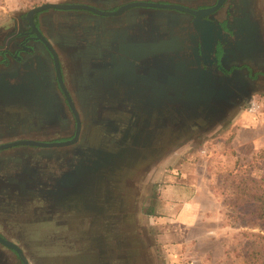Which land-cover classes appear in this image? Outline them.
Returning <instances> with one entry per match:
<instances>
[{
	"label": "flooded vegetation",
	"instance_id": "1",
	"mask_svg": "<svg viewBox=\"0 0 264 264\" xmlns=\"http://www.w3.org/2000/svg\"><path fill=\"white\" fill-rule=\"evenodd\" d=\"M131 2L181 6L189 11L136 6L114 16L85 9L37 13L33 23L52 45L59 69L53 53L26 19L27 13L0 26V146L18 140L73 138L77 122L63 87L81 120L79 140L72 146L17 145L0 150V238L18 246L28 264H83L81 241L85 239L87 247L97 244L99 229L91 212L56 206L65 195L69 174L98 168L107 185L110 167L100 164L108 158L114 161L110 166L120 162L123 168L108 187L120 181L136 185L137 206L143 212L154 165L141 168L172 147L167 143L171 133L189 134L187 143L208 133L207 122L181 120L163 106L148 116L142 104L146 98L138 92L147 75L159 77L165 67L198 58L199 64L192 69L242 77L246 85L230 101V111L221 122L264 91V50L255 58L227 67L221 64L239 35L241 19L258 21L264 36L259 0H73L64 4L115 12ZM211 37L216 39L213 47L207 40ZM125 154L126 160H121ZM98 197L89 193L86 202L96 204ZM66 232L75 236L71 244L62 239ZM36 247L34 253L42 259L32 254ZM91 254L99 257L96 249ZM0 264L24 262L0 240Z\"/></svg>",
	"mask_w": 264,
	"mask_h": 264
},
{
	"label": "water",
	"instance_id": "2",
	"mask_svg": "<svg viewBox=\"0 0 264 264\" xmlns=\"http://www.w3.org/2000/svg\"><path fill=\"white\" fill-rule=\"evenodd\" d=\"M136 6H148L167 9L176 8L183 11H189V9L181 6L164 5L158 3L153 4L146 2H131L120 7L115 12L101 11L95 7L84 4L47 3L42 6L31 8L27 12L26 19L30 22V25H32L35 33L40 38V40H42L49 48V50L53 53L56 66L59 69L57 56L53 50L52 45L39 32V30L33 23V17L35 14L49 9H85L99 15L114 16L120 15L126 10ZM208 11L210 10H206L204 13H207ZM208 31L210 32L211 29H209ZM237 33L239 35H237V38L232 42L229 49L225 51V54L221 59V64L224 67H227L229 64H232L236 61H241L245 58H255V56L259 52L264 50V36L261 32V25L258 21H255L251 18L241 19L237 24ZM207 40H209L210 42V47H213L216 39L211 37ZM196 54L198 55V46L196 48ZM163 73H165V70ZM193 73V79L185 81V87L178 88L177 92H180L181 95L179 96V101H177V103H173L170 101L162 103V101L159 102L156 99H153L154 97L152 98V96H155L158 92L160 93V96L163 95L162 98L165 97L164 99H167L166 97H168L169 92L173 91V89L170 88L171 86H165L163 84V86L157 90L155 86H147L148 84L146 83L147 85L142 88L140 87L141 92L140 89L138 92L142 94L143 97L145 96L144 94H146L147 92L149 93V96L142 103L146 114L150 116L151 113L154 112L153 109L158 106H163L169 114L170 110L175 111L174 117L180 118L181 120H183V118H190L195 120L201 119L202 121L207 122V131L217 126V124L221 120H223L226 113L228 112L230 108V101L234 100V98L237 96V92L243 90L246 82L242 77L224 76L220 74V72L203 71L198 68ZM164 76L165 77L163 78L168 81V75L164 74ZM58 77L60 83L62 84L60 74ZM148 78H152V76L148 75ZM187 85H189L190 87H187ZM63 89L68 97V102L72 108L77 122L76 131L73 138L63 142L18 140L1 145L0 150L17 145L61 148L76 144L81 133V120L70 96L68 95L64 87ZM25 95V99H27L29 94L26 93ZM10 96H12V94ZM186 127L189 128L188 125H186ZM188 136L189 134L187 133H171L167 143L172 147L177 146L182 142H185L188 139ZM164 152L167 153L168 151ZM125 156L126 154L120 159L126 160ZM131 159L132 158H130V160ZM111 162L114 161L108 158L107 160H105V163L100 164L101 168H105L108 166L110 167L111 177L109 178V182L107 183V185H105V181L103 182V177L98 174L99 169L90 168L89 170L86 169L80 174L76 172H72L71 174H69L67 183L65 184L66 188L63 191L67 193V195L72 194V198L77 199L79 198L80 193L92 190L99 195V202L96 204L87 203L86 200H84L86 198L85 196L83 199L85 202L83 208L86 211L91 212L95 216L94 225L99 226L100 229L98 234L99 237L97 238V244H94L97 250V255H99V257L101 256L105 259L107 257H111L117 264H153L148 245L143 240L138 230L132 184H129L127 181H120L116 185V187H108L111 182H115L112 181L113 178L116 177L118 175V172L123 168L120 162H115L113 166H110ZM77 199L73 200L75 201ZM0 240L3 241L6 246L14 249L20 256L24 264H28L26 257L18 246L11 242L4 241L1 238ZM94 241L96 243V238L94 239Z\"/></svg>",
	"mask_w": 264,
	"mask_h": 264
},
{
	"label": "rangeland",
	"instance_id": "3",
	"mask_svg": "<svg viewBox=\"0 0 264 264\" xmlns=\"http://www.w3.org/2000/svg\"><path fill=\"white\" fill-rule=\"evenodd\" d=\"M68 1L73 0H0V26L31 8ZM259 9L264 29V0H259ZM252 102L257 104L253 113L249 112ZM221 121L188 142L195 145L190 157L196 154L195 149L204 147L210 152L204 162L209 164L206 174L215 195L212 212L218 220L208 226L219 241L212 244L207 264H264V91ZM165 151H169L168 157L174 154ZM146 225L149 242L153 243L159 233L151 224ZM62 236L65 244L75 239L67 232ZM38 248L31 252L42 259L34 253ZM157 252L161 256L165 253L159 243Z\"/></svg>",
	"mask_w": 264,
	"mask_h": 264
},
{
	"label": "crops",
	"instance_id": "4",
	"mask_svg": "<svg viewBox=\"0 0 264 264\" xmlns=\"http://www.w3.org/2000/svg\"><path fill=\"white\" fill-rule=\"evenodd\" d=\"M195 56L198 57L196 53ZM198 63L197 58L195 62L178 63V67H165L159 71V77L153 75L154 78H148L147 75L145 81L148 85L145 83L142 87L145 85L155 86L158 90L163 84L171 86L173 91L169 92L168 97H166L169 98L168 100L164 99L165 97L162 98L163 95L160 96L158 92L152 98L154 97L153 99L162 101V103L169 101L177 103L181 95L180 92H177L178 88L185 87L184 82L193 79V72L197 70V67L192 69L191 66H197ZM164 70L165 73H163ZM164 74L168 75V81L163 78L165 77ZM187 87L190 86L187 85ZM140 95L142 96V94ZM144 95L147 98L149 93ZM194 147L195 145L191 143L182 142L169 149L171 152L174 151L170 157H168L169 151L167 153L162 152L158 158L149 161L147 165L141 168L146 170L154 165L147 181L143 212H139L137 206V186L132 188L138 230L148 245L153 264H207L212 252V244L219 241L218 234L208 226L218 220L214 218L212 212L215 195L209 188V179L206 174L209 164L204 162L210 152L203 147L200 150L195 149L193 152L196 154L190 157L189 153ZM141 169L138 172H141ZM89 193L96 192L93 190L82 192L78 199L72 198V194L67 195L65 193L61 199L56 201V206L63 204L70 208L82 210L84 200H86L84 196L87 197ZM73 199L77 200L74 201ZM146 223L151 224L159 233L157 237H154L153 243L149 242ZM97 227L99 229V226ZM83 233L86 231L84 230ZM85 243L86 241L83 239L81 241L83 264L116 263L111 257L94 259L91 253L93 249H96L95 246L87 247ZM158 243L160 248L164 247L166 254L158 255Z\"/></svg>",
	"mask_w": 264,
	"mask_h": 264
},
{
	"label": "built area",
	"instance_id": "5",
	"mask_svg": "<svg viewBox=\"0 0 264 264\" xmlns=\"http://www.w3.org/2000/svg\"><path fill=\"white\" fill-rule=\"evenodd\" d=\"M257 108L256 102H252L249 108V112L253 113Z\"/></svg>",
	"mask_w": 264,
	"mask_h": 264
}]
</instances>
